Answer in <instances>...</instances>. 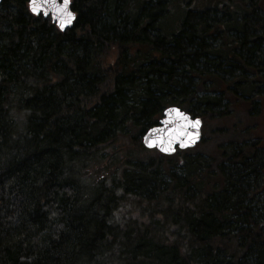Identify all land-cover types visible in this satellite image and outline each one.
I'll return each instance as SVG.
<instances>
[{"label":"trees","instance_id":"trees-1","mask_svg":"<svg viewBox=\"0 0 264 264\" xmlns=\"http://www.w3.org/2000/svg\"><path fill=\"white\" fill-rule=\"evenodd\" d=\"M71 1L0 0V264H264V0Z\"/></svg>","mask_w":264,"mask_h":264},{"label":"snow or ice","instance_id":"snow-or-ice-1","mask_svg":"<svg viewBox=\"0 0 264 264\" xmlns=\"http://www.w3.org/2000/svg\"><path fill=\"white\" fill-rule=\"evenodd\" d=\"M70 0H28V8L34 15H45L49 13L52 15V19L55 20L61 30L66 25L70 24L74 19V14L69 9ZM59 14V15H57ZM176 114V120H165L162 123L166 125L163 129L154 130L160 133V142L163 143L165 138L169 144L174 140H181V147L186 146L187 142H194L196 133L189 132L186 129L191 127L195 129L199 126L200 121L195 120L191 124H183L180 127H172L173 124H177L179 121L187 120V117L176 109L170 110ZM182 137H186L187 140H182ZM168 151L169 149H162Z\"/></svg>","mask_w":264,"mask_h":264},{"label":"water","instance_id":"water-1","mask_svg":"<svg viewBox=\"0 0 264 264\" xmlns=\"http://www.w3.org/2000/svg\"><path fill=\"white\" fill-rule=\"evenodd\" d=\"M28 8V7H27ZM69 9L71 10V12L74 14V19L72 20V22L68 25H66V27L61 30L57 24V22L55 20L52 19V15L51 13H49L48 16H45L43 14L41 15H34L28 8L29 12L31 15L34 16H41L43 19L44 18H48L49 20H51L52 24H54V26L60 31V32H64L66 30H68L69 28H71V26L73 25V22L75 21V13L73 12L72 8H71V0L69 3ZM59 15V14H57ZM172 109H176L179 112L183 113L186 117L187 120L184 121H179L177 124H173L172 127H180L183 124H191V122L195 121V120H199L200 124L197 128L192 129L191 127L187 128L186 130L189 132H194L196 133V136L194 138V142H187L186 146L181 147V140H174L172 141L171 144L168 143L167 138H165L164 142L161 143L160 142V133L156 132L154 130H158V129H163L166 127V125L164 123H162L165 120H176V114L174 112H171L170 110ZM201 126H202V120L197 118V117H191L190 115L184 113L183 111H181L178 108L175 107H167L165 108L161 119L158 122V125L148 129L145 133H143V136L141 138V145H143V147H145L148 150H156L159 154H161L162 156H171L173 155L176 151H184V150H191L192 148H194L196 145L200 144V141L202 139V131H201ZM182 140H187L186 137H182ZM162 149H169L167 152L163 151Z\"/></svg>","mask_w":264,"mask_h":264},{"label":"rangeland","instance_id":"rangeland-1","mask_svg":"<svg viewBox=\"0 0 264 264\" xmlns=\"http://www.w3.org/2000/svg\"><path fill=\"white\" fill-rule=\"evenodd\" d=\"M203 3V1H202ZM202 3L200 5H202ZM204 5V4H203ZM262 105L263 108L261 109V113L259 114L258 119H255L253 122L255 129L258 130V136L259 138H261V140H263L264 142V100L262 101ZM203 131V130H202ZM211 130L209 127H205V130L203 131L202 134V139L205 138L208 140V138L210 139V135H211Z\"/></svg>","mask_w":264,"mask_h":264}]
</instances>
